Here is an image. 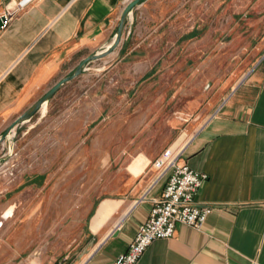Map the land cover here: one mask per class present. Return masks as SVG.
Segmentation results:
<instances>
[{
	"label": "crops",
	"instance_id": "obj_1",
	"mask_svg": "<svg viewBox=\"0 0 264 264\" xmlns=\"http://www.w3.org/2000/svg\"><path fill=\"white\" fill-rule=\"evenodd\" d=\"M126 3L34 0L13 15L0 30V135L83 59L111 44ZM199 6L203 14H196ZM263 11L264 0H144L133 8L119 43L104 57H115L127 69L152 70L165 53H210L228 43L237 22L264 16ZM167 30L173 36L170 43L163 42ZM155 52L159 57L148 63ZM45 109L40 108L42 113ZM173 150L166 149L150 170L131 175L118 221L69 264H111L126 251L162 193L163 161ZM177 154L179 164L207 174L194 200L199 207L210 206L211 212L200 228L177 223L174 234L152 241L137 264H264L263 55Z\"/></svg>",
	"mask_w": 264,
	"mask_h": 264
},
{
	"label": "rangeland",
	"instance_id": "obj_2",
	"mask_svg": "<svg viewBox=\"0 0 264 264\" xmlns=\"http://www.w3.org/2000/svg\"><path fill=\"white\" fill-rule=\"evenodd\" d=\"M253 16L210 53H165L152 70L91 60L45 113L14 127L0 146V264H69L86 254L118 221L131 175L150 170L168 148L177 155L264 56V16ZM9 207L13 215L3 219Z\"/></svg>",
	"mask_w": 264,
	"mask_h": 264
},
{
	"label": "built area",
	"instance_id": "obj_3",
	"mask_svg": "<svg viewBox=\"0 0 264 264\" xmlns=\"http://www.w3.org/2000/svg\"><path fill=\"white\" fill-rule=\"evenodd\" d=\"M34 0H10L0 3V30L6 29L13 15ZM130 0H127V2ZM178 154L169 156L162 167L166 175L159 198L154 199L147 219L136 230L125 252L120 253L111 264H137L147 246L156 239L169 238L177 223L200 228L210 206L199 207L194 197L207 179V174L177 162Z\"/></svg>",
	"mask_w": 264,
	"mask_h": 264
},
{
	"label": "water",
	"instance_id": "obj_4",
	"mask_svg": "<svg viewBox=\"0 0 264 264\" xmlns=\"http://www.w3.org/2000/svg\"><path fill=\"white\" fill-rule=\"evenodd\" d=\"M144 0H130L126 3V5L123 8V11L121 13L120 21L116 30V33L114 35V38L110 45H108L105 49L102 51L95 53L93 55H90L83 59L75 68L72 74L61 78L59 81H57L38 101H36L27 111H25L23 114L20 115V117L17 119V122H24L26 120H29L42 106L44 102H48V100L54 95V93L65 83L75 78L77 75L81 74L83 71L84 66L89 63L91 60L101 58L110 52L114 50V48L117 46V44L120 41L122 31L126 22L127 17H129L132 13V10L134 7H136L139 3H141ZM10 125L1 135H0V142L4 141L5 138L8 136L9 132L14 128L15 124ZM112 234H115L114 232Z\"/></svg>",
	"mask_w": 264,
	"mask_h": 264
},
{
	"label": "bare ground",
	"instance_id": "obj_5",
	"mask_svg": "<svg viewBox=\"0 0 264 264\" xmlns=\"http://www.w3.org/2000/svg\"><path fill=\"white\" fill-rule=\"evenodd\" d=\"M44 105H46V102H44V103L42 104L41 108H42ZM44 108H45V107H44ZM12 215H13V213H12V208L9 207V208L4 212L2 218H3V219H8V218L11 217Z\"/></svg>",
	"mask_w": 264,
	"mask_h": 264
}]
</instances>
